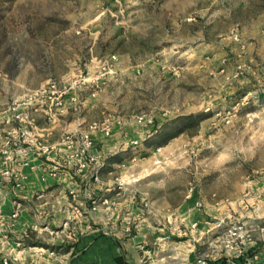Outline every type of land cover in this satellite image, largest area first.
Listing matches in <instances>:
<instances>
[{"label": "rangeland", "instance_id": "374dc122", "mask_svg": "<svg viewBox=\"0 0 264 264\" xmlns=\"http://www.w3.org/2000/svg\"><path fill=\"white\" fill-rule=\"evenodd\" d=\"M52 85L67 122L85 128L60 142L94 124L119 126L123 136L153 132L116 175L146 191L145 200L165 188L177 203L183 192L200 204L241 202L264 174V0H0V112L20 105L35 124L54 123L61 112L44 114L59 108L53 94L44 108L36 98ZM191 113L208 117L165 145L156 137ZM253 240L259 247H249ZM245 247L239 264H264V231ZM196 248L213 254L207 244Z\"/></svg>", "mask_w": 264, "mask_h": 264}, {"label": "crops", "instance_id": "0c3cea01", "mask_svg": "<svg viewBox=\"0 0 264 264\" xmlns=\"http://www.w3.org/2000/svg\"><path fill=\"white\" fill-rule=\"evenodd\" d=\"M67 110L58 113L54 123L37 120V138L22 144L30 149L27 155H0V264L10 257L17 258L11 264H196L201 244L213 248L209 264H229L234 253L220 250L216 239L223 227L240 219L264 221V174L249 182L246 200L229 203L216 198L200 204L185 192L177 203L165 188L145 200L146 191L118 181L116 175L127 170V160H136L134 154L140 155L149 143V130L131 131L134 137L123 136L114 125L108 135L86 128L93 152L104 164L95 175L77 172L65 160L60 138L85 128L77 118L67 122ZM5 112H0V149L12 129L2 123ZM137 138L144 143L132 151L129 142ZM37 140L49 146L48 153L35 146ZM5 170L9 176L2 174Z\"/></svg>", "mask_w": 264, "mask_h": 264}, {"label": "built area", "instance_id": "2783aa9c", "mask_svg": "<svg viewBox=\"0 0 264 264\" xmlns=\"http://www.w3.org/2000/svg\"><path fill=\"white\" fill-rule=\"evenodd\" d=\"M53 91H50L47 93V91H42L37 95V99H39V105H41V108H44L43 100L45 99V96L47 94H53L49 95L47 98L51 100L55 104V106L59 107H47L48 111L51 109H56L59 112H62L63 110V101L61 98V94L54 89L55 86L52 85ZM7 113L3 119L4 125H11V136L6 137L2 143V148L0 149V155L4 158L9 157L12 153L20 154V155H27L30 152V149L24 148L22 144L24 143H30V139H32V136L37 138L35 135L36 132V124L35 121L30 113L29 110L24 111L20 107V105H11L7 108ZM90 130H97L103 131L106 135L109 134L110 128L109 126H98L94 124L93 126L89 127ZM88 129V130H89ZM89 130V131H90ZM62 145L65 147V153L64 158L66 161L71 163L75 170L79 173H83L86 170L90 171L95 175L100 168L103 166V161L99 160L94 152H93V141L89 136L88 131L80 134L78 137H66L63 141H61ZM137 143L135 142L134 145ZM35 146L38 147V149L46 154L49 151V146L47 144L41 143L39 140L35 142ZM10 171L5 170L2 172L4 176H9ZM16 184L19 183L18 180H15ZM187 197H190L188 194ZM94 209V208H93ZM13 218L17 216L16 213H13L11 215ZM222 222L217 223V227H220ZM196 226L195 223L192 224V228ZM255 229H260L264 231V227H259L255 222L250 221L248 223H231L225 227H223V230L219 233V235L216 237L218 240V245L220 246V250L226 251V252H232L234 253V257L229 260V264H239L237 262V259H239V256L242 255V253L245 250V246L247 242L250 241V236ZM51 254H53L51 252ZM16 257H10V258H3L1 263L2 264H11L13 262H16ZM63 264V263H58ZM196 264H209V260L205 257H200L197 259ZM244 264H250V263H244Z\"/></svg>", "mask_w": 264, "mask_h": 264}, {"label": "trees", "instance_id": "16d2710c", "mask_svg": "<svg viewBox=\"0 0 264 264\" xmlns=\"http://www.w3.org/2000/svg\"><path fill=\"white\" fill-rule=\"evenodd\" d=\"M208 117L207 113H191L188 115H182L175 119L164 123L158 130L154 131L156 137H160L164 140V145L177 135L184 133L188 128L196 127L201 121ZM117 261H121L117 259Z\"/></svg>", "mask_w": 264, "mask_h": 264}]
</instances>
